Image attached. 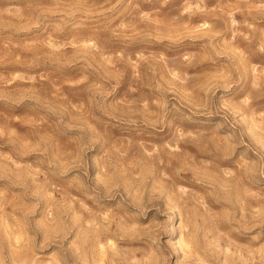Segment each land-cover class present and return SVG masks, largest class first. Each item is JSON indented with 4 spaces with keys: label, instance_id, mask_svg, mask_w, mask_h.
<instances>
[{
    "label": "clouds",
    "instance_id": "1",
    "mask_svg": "<svg viewBox=\"0 0 264 264\" xmlns=\"http://www.w3.org/2000/svg\"><path fill=\"white\" fill-rule=\"evenodd\" d=\"M0 264H264V0H0Z\"/></svg>",
    "mask_w": 264,
    "mask_h": 264
}]
</instances>
